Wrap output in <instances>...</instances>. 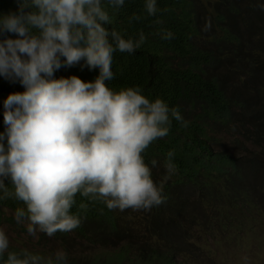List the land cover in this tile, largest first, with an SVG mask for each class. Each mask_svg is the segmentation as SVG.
Returning a JSON list of instances; mask_svg holds the SVG:
<instances>
[{"label":"trees","instance_id":"trees-1","mask_svg":"<svg viewBox=\"0 0 264 264\" xmlns=\"http://www.w3.org/2000/svg\"><path fill=\"white\" fill-rule=\"evenodd\" d=\"M220 1L225 2L217 0V6ZM20 2L0 0V16L18 13ZM156 2L159 11L149 16L146 0H125L120 8L109 7L105 0L111 22L104 26L109 31L115 29L134 41L143 32L146 38L132 53H113L114 78L106 84L114 91L138 86L150 100L161 98L169 108H178L187 122L183 126L173 119L168 135L143 153L153 180L159 184L167 172L156 174L151 162L165 163L168 152H174L176 172L163 186L165 202L149 211L108 210L102 201L77 194L71 213L80 217L81 225L54 237L67 253V264H264V101L250 107L232 102L216 80L207 78L205 68H212L215 56L213 51H199L195 44L199 27L192 0ZM230 10L241 12L239 1ZM229 13L217 8V15L228 27ZM134 14L141 19L130 23ZM157 19L163 24H156ZM231 27L233 31H227L242 39L238 29L235 32V26ZM165 31L173 34L171 39L163 38ZM9 37L16 38V34L0 35V39ZM98 74V68L89 70L81 60L75 66H62L53 78L75 75L89 82ZM23 91L19 80L0 76V132L6 128L4 100ZM190 103L202 105L195 118L186 115L185 105ZM238 113L243 118L235 122ZM209 124H217L228 134L234 130L241 139L237 134L234 139L217 135L216 150ZM5 184L12 189L9 179ZM81 203L87 207L80 208ZM17 207L23 204L14 198L0 200V226L15 223L7 214L15 213ZM73 239L90 247L73 251L68 248ZM22 248L11 244L9 251ZM32 252L54 255L45 249ZM6 261L7 254L0 264Z\"/></svg>","mask_w":264,"mask_h":264},{"label":"clouds","instance_id":"clouds-1","mask_svg":"<svg viewBox=\"0 0 264 264\" xmlns=\"http://www.w3.org/2000/svg\"><path fill=\"white\" fill-rule=\"evenodd\" d=\"M106 3L120 8L125 0ZM144 7L149 16L159 11L156 0H146ZM140 19L134 14L129 22ZM110 22L105 0H21L18 13L0 16V35L16 34L0 39V76L19 80L25 89L3 102L0 200L14 198L23 204L14 218L18 225L26 223L34 238L38 233H68L81 225L80 217L71 213L77 194L102 201L108 210L149 211L165 202L164 181L176 172L174 152L169 151L167 175L158 184L143 153L168 135L173 119L183 126L187 122L178 108H169L161 98L150 100L138 86L119 91L108 87L106 81L114 78L113 53H132L146 39L143 32L138 40L125 39L104 26ZM210 27L209 21L204 31ZM172 36L163 32L164 39ZM81 60L89 70L99 69L94 81L75 75L53 78L62 66ZM151 164L155 167L157 161ZM9 247L0 228V258L7 254L6 264H67L62 249L45 257Z\"/></svg>","mask_w":264,"mask_h":264},{"label":"rangeland","instance_id":"rangeland-1","mask_svg":"<svg viewBox=\"0 0 264 264\" xmlns=\"http://www.w3.org/2000/svg\"><path fill=\"white\" fill-rule=\"evenodd\" d=\"M195 5V15L199 32L194 41L199 51L212 52L215 56L212 68H205L207 77L215 79L224 90L225 95L235 101V97L244 105L250 107L254 102L264 101V0H225L220 1L217 6V0H192ZM241 5V12H233L230 8L233 4ZM227 9H224L226 8ZM219 11H229L232 17L227 22H223L217 15ZM220 17V18H219ZM211 22L208 31H204L207 22ZM219 22V24H217ZM231 25L235 26V32L243 35L242 39L233 35L227 28L232 30ZM237 28V29H236ZM233 31V30H232ZM238 112H242L237 108ZM188 118H195L202 112L200 103H190L185 105ZM239 115V116H238ZM235 117V122L240 118ZM210 134L214 137V148L217 150V135L223 139H234L235 131L230 134L217 128V124H209ZM236 138H240L237 134ZM241 139V138H240ZM232 145L231 142H227ZM240 152V148H235ZM156 174L166 172L164 163L160 162L154 168ZM163 179L162 177H160ZM165 184V181H164ZM8 216L14 218V213L8 212ZM0 228L4 230L9 238L10 245H19L31 251L45 249L52 253L63 247L60 241L55 237H48L46 234L38 233V238H34L27 233L25 224L5 222ZM90 244L81 243L74 239L72 245L68 248L77 250H87Z\"/></svg>","mask_w":264,"mask_h":264}]
</instances>
